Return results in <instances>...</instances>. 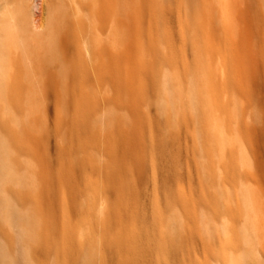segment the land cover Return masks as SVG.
Returning a JSON list of instances; mask_svg holds the SVG:
<instances>
[{
	"label": "rangeland",
	"instance_id": "rangeland-1",
	"mask_svg": "<svg viewBox=\"0 0 264 264\" xmlns=\"http://www.w3.org/2000/svg\"><path fill=\"white\" fill-rule=\"evenodd\" d=\"M34 2L46 18L45 1ZM118 12L117 50L129 65L130 106L126 93L108 106L112 94L92 91L82 108L79 92L62 88L24 94L23 107L10 104L13 94H0V264L220 262L228 235L210 238L215 246L207 248L199 222L211 234L206 219H223L226 207L202 184L191 120L179 114L170 122L161 109L162 92L172 103L176 97L163 85L164 74L183 80L197 42L224 60L230 88L242 98L248 167H235L228 182L243 180L254 191L264 224V65L249 59L264 53V0H118ZM101 30L105 39L108 30ZM120 86L126 89L125 81ZM116 114L120 130L131 133L127 149ZM118 141L130 158L112 156ZM108 172L114 181L105 179ZM91 186L104 212L101 224L91 219ZM174 204H181L182 239L157 251L158 221ZM228 209L238 220L236 206ZM118 238L130 240L127 251H117ZM257 257L264 264V239Z\"/></svg>",
	"mask_w": 264,
	"mask_h": 264
},
{
	"label": "bare ground",
	"instance_id": "bare-ground-1",
	"mask_svg": "<svg viewBox=\"0 0 264 264\" xmlns=\"http://www.w3.org/2000/svg\"><path fill=\"white\" fill-rule=\"evenodd\" d=\"M44 1L46 18H43L41 4L37 7L34 0H0V94H13L10 104L23 107L24 94L62 88L78 91V106L82 108L89 105L87 96L92 91L100 95L112 94L108 106L115 101L117 94L120 101L122 94L126 93L130 106L131 83L126 85L129 65L120 62L117 50L118 0ZM33 8H37L38 14ZM106 21L110 25L103 27ZM102 28L108 30L105 39L101 37ZM193 50L194 66L184 74L183 80L172 71L164 74L163 85L173 88L176 97L172 103L169 92H162L161 109L170 122L179 114L187 115L191 120L196 133L194 148L200 151L197 156L202 159V184L226 207L220 208L223 219L206 217V221L211 222V234L206 228L209 225L199 222L200 235L207 248L215 246L211 239L228 235L224 248L220 250L224 252L218 264H260L257 251L264 239V224L256 194L243 180L228 182L229 175L234 177L235 167L244 170L248 167L241 133L249 134L243 129V101L230 88L224 60L221 63L205 43L199 45L197 42ZM249 59L255 66L261 62L264 65V53H254ZM70 62H74V67L68 65ZM123 81L126 89L121 90ZM114 118L118 119L117 136L119 134L124 149H127L131 133L120 130L119 114ZM119 142L114 144L112 156L119 161L130 158L128 150L120 151L123 148ZM105 179L114 181L115 174L108 172ZM87 193L91 219L101 224L104 212L97 202L95 186H91ZM232 204L238 210V220L228 209ZM170 209L169 217L163 222L158 221L157 251H168L170 243L182 239L179 238L182 233L181 204H174ZM126 240L127 243L120 240L116 244L117 251L129 249L130 240Z\"/></svg>",
	"mask_w": 264,
	"mask_h": 264
}]
</instances>
